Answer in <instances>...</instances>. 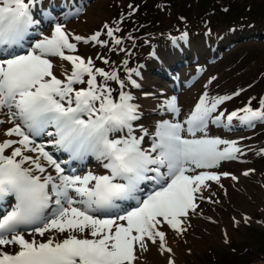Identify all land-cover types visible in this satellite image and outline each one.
Returning <instances> with one entry per match:
<instances>
[{"label":"snow or ice","instance_id":"1","mask_svg":"<svg viewBox=\"0 0 264 264\" xmlns=\"http://www.w3.org/2000/svg\"><path fill=\"white\" fill-rule=\"evenodd\" d=\"M43 9V0H0V208L8 206L0 210V264H143L151 248L176 264L169 236L183 238L204 203H219L213 183L223 189L222 179L238 180L216 169L243 148L208 136L209 124L264 123V97L257 108L250 99L227 115L221 106L239 92L205 91L184 113L168 97L149 132L129 90L141 87L140 71L125 60L122 78L119 69L106 71L78 54L81 43L120 46L123 19L84 37L66 26L82 11L70 8L63 20L47 16L46 33ZM53 58L70 70L60 64L58 76ZM43 137L49 139L38 142ZM49 145L69 161L95 157L106 171L66 172L69 161Z\"/></svg>","mask_w":264,"mask_h":264},{"label":"rangeland","instance_id":"2","mask_svg":"<svg viewBox=\"0 0 264 264\" xmlns=\"http://www.w3.org/2000/svg\"><path fill=\"white\" fill-rule=\"evenodd\" d=\"M43 5L41 18L45 32L49 29L46 19L49 14L58 18L61 13L64 17L70 8L79 7L82 11L65 21L66 26L74 23L77 28L86 13L93 16L90 26L79 33L84 37L102 31L106 23L115 27L116 22L123 19L122 31L117 34L122 39L120 46L111 42L107 48L81 43L78 54L93 58L96 66L106 71L119 69L122 78L123 61H128V67L137 68L141 76L134 78L141 87L129 90L141 107L144 105L138 96L146 91V84L158 89L157 82L162 89L167 87L178 99L179 106L185 93L184 106L189 108L205 91L210 96L239 92L221 106L220 110L226 115L242 108L250 99L257 108L264 97V0H43ZM97 56L107 58L110 63L105 65ZM179 72L186 76L178 79L180 85L174 81ZM190 77H194V81L186 84ZM109 83L119 91L116 82ZM147 94L157 105L165 97L155 95L154 91ZM142 113L140 123L152 132L158 106L154 111L146 108ZM207 135L236 141L243 148L244 154L237 160L224 161L221 165L223 172L236 175L238 180L222 179L223 189L213 183L211 191L216 193L213 199L219 203H204L202 214L192 218L191 227L183 238L170 235L177 244L175 249L180 252L175 258L176 264H264V256L255 253L256 248L250 245L259 234H264V123L257 122L254 127L238 121L230 127L210 123ZM50 151L59 152L54 146ZM62 155L57 158L64 161L68 154ZM91 157L80 161L81 164L72 160L71 166L64 165L66 172L69 167L75 169V174H82V167ZM249 169L255 172L243 176ZM243 215L250 217L248 223H244ZM233 218L240 223L234 224ZM153 250L154 253L144 254L143 264H167L165 256Z\"/></svg>","mask_w":264,"mask_h":264},{"label":"bare ground","instance_id":"3","mask_svg":"<svg viewBox=\"0 0 264 264\" xmlns=\"http://www.w3.org/2000/svg\"><path fill=\"white\" fill-rule=\"evenodd\" d=\"M62 15L63 14H61V13H59L58 14V18L59 19H61V20H63V18L64 17H62ZM86 19V20H85ZM94 19H93V16L92 15H90L89 14V12L88 13H86V15H85V18L84 19H82V21H81V24L79 25V26H77V28L79 29H77L76 28V25H74V23H68V25H67V28H68V30H70L71 32H73V33H75V34H79V33H81L82 32V30H86V28L87 27H89L90 26V22L91 21H93ZM49 31V29H47L46 30V33ZM80 35V34H79ZM177 53H179V52H177ZM174 55V54H173ZM54 59H56L57 61H59V58H54ZM170 61V60H169ZM55 64V63H54ZM58 64V65H57ZM57 64H55L56 65V67L57 66H59V68L58 69H56V73H57V75H60V73H59V71L60 70H62L61 68H60V64H63L66 68H68L69 69V66L70 65H68V62H61V61H59V63H57ZM177 74H179V76H177V78H176V80H174L175 82H179L180 83V81H178V79H181V78H185L186 76L182 73V72H179V73H177ZM194 78V77H193ZM193 78L192 77H190L188 80H186V84H188V83H190V82H193L194 80H193ZM158 81V80H157ZM190 81V82H189ZM174 83V82H173ZM178 83V84H179ZM184 84V83H183ZM146 85H148L147 86V89H146V91H144L143 93H142V96L141 95H139L138 96V98L139 99H141V101H142V106L143 107H141V111L143 110V111H145L146 110V108L147 109H150V110H153L154 111V109H156L157 108V103H155V100H152V101H150L149 100V98H148V96L147 95H145L146 93H148V92H152L153 93V91L155 92V95L156 94H158V95H160V94H162L163 96H165V97H163V100L165 99V98H168V97H172V94H171V92H169L168 90H167V87H164L163 89L160 87V83L159 82H157L156 84H155V86H157V88L158 89H156V88H153V87H150V85L151 84H146ZM180 85V84H179ZM152 86V85H151ZM181 87V86H180ZM184 88V87H183ZM182 88V90H184ZM185 92V91H184ZM187 92V91H186ZM141 94V93H140ZM150 94V93H149ZM161 95V96H162ZM183 95V94H182ZM185 95V96H184ZM184 95L183 96H181V98H182V100L179 102L180 103V107H181V109H182V113H184V112H187V111H189L190 110V108L188 107V106H184V100H186V94L184 93ZM141 97V98H140ZM162 98V97H161ZM178 100V99H177ZM141 106V105H140ZM148 106H151V107H148ZM189 108V109H188ZM156 116V115H155ZM162 117H161V114H160V112L157 114V116L155 117V124H156V122L158 121V120H160ZM163 118H171L170 117V115L169 116H165V117H163ZM181 118H183V117H181ZM4 127H6V126H0V130H2ZM39 139V138H38ZM39 141V140H38ZM39 142H41V141H39ZM50 148H52V146H48V150L50 151ZM53 151V150H52ZM54 153V152H53ZM60 155L61 154H59V152H56V153H54V156L57 158H59L60 157ZM92 158V157H91ZM91 158H88V162H87V164H84V166L82 167V169H83V171H82V174H84V173H86V172H88V171H92V172H94V173H96V174H103L106 170L105 169H103V167H102V164H101V162L100 161H98V160H96L95 159V157H94V159L92 160ZM85 160V159H84ZM83 161V160H82ZM81 161V162H82ZM80 164H81V162L80 161H78ZM221 165L223 166L224 165V163H221ZM221 165H220V167L218 168V169H220L222 172H223V170H222V167H221ZM221 172V173H222ZM224 172H226V171H224ZM78 174V173H77ZM223 182V181H222ZM5 207H8L7 205H4ZM169 241H170V244H171V246L173 247V249H174V252H175V258L176 257H179V255H180V252H179V250L178 249H175V247L177 246V244L175 243V241L173 240V239H171L170 238V236H169ZM153 251V253H154V251L155 250H153V248H151L150 249V252H152ZM149 253V252H148ZM261 264V263H260Z\"/></svg>","mask_w":264,"mask_h":264},{"label":"trees","instance_id":"4","mask_svg":"<svg viewBox=\"0 0 264 264\" xmlns=\"http://www.w3.org/2000/svg\"><path fill=\"white\" fill-rule=\"evenodd\" d=\"M250 245H252V248H256V252H258V254H260V256H264V234L261 235L259 234L254 240L253 243H251Z\"/></svg>","mask_w":264,"mask_h":264}]
</instances>
